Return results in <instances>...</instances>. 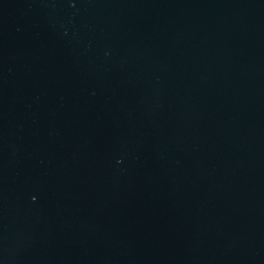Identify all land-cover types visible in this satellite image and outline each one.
I'll list each match as a JSON object with an SVG mask.
<instances>
[{
  "label": "water",
  "instance_id": "95a60500",
  "mask_svg": "<svg viewBox=\"0 0 264 264\" xmlns=\"http://www.w3.org/2000/svg\"><path fill=\"white\" fill-rule=\"evenodd\" d=\"M0 264H264V0H0Z\"/></svg>",
  "mask_w": 264,
  "mask_h": 264
}]
</instances>
